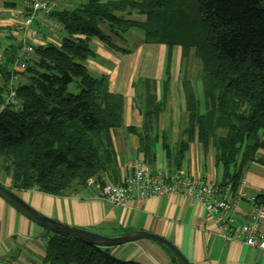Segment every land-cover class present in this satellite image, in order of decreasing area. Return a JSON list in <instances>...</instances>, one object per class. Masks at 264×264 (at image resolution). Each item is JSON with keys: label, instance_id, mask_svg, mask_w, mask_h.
Here are the masks:
<instances>
[{"label": "trees", "instance_id": "obj_1", "mask_svg": "<svg viewBox=\"0 0 264 264\" xmlns=\"http://www.w3.org/2000/svg\"><path fill=\"white\" fill-rule=\"evenodd\" d=\"M3 6L15 9L18 2L5 0ZM135 14L142 20L129 19ZM45 17L66 36L58 45L36 46L23 72L14 71L21 38L0 35V183L11 191L68 197L121 183L112 136L119 129L138 136L140 152L151 158L159 137L152 127L167 107L175 46L184 58L194 51L201 62L204 101L184 79L185 140L172 162H180L194 140L204 151L213 147L223 173L219 187L233 190L248 166H264L258 153L264 150V0H85ZM132 31L141 32L145 44L169 50L160 101L150 82L144 83L143 130L125 127L124 98L112 92L110 76L94 77L86 67L95 58L92 40L127 55L132 49L124 45L130 44ZM14 74L20 77L18 109L6 103ZM163 140L169 156L173 152L165 135ZM256 199L264 204V193ZM44 234L40 264H141L117 257L114 248Z\"/></svg>", "mask_w": 264, "mask_h": 264}, {"label": "crops", "instance_id": "obj_2", "mask_svg": "<svg viewBox=\"0 0 264 264\" xmlns=\"http://www.w3.org/2000/svg\"><path fill=\"white\" fill-rule=\"evenodd\" d=\"M22 3L23 8L0 7V28H10L18 18L26 14L27 5L24 1ZM69 7L70 5L61 4L59 9ZM45 19L47 18L37 17L32 30L42 34L44 40L41 42L58 45L54 36L43 28ZM48 25L46 22V26ZM134 38L140 44L138 52L146 47L142 52L143 58H151L155 52L160 54L157 55L158 60L161 56L164 57V45L151 46L145 44L143 39L135 36ZM90 46L95 52V58L86 62L87 69L97 77L110 76L112 92L124 98L125 127L143 130L145 119L141 112L142 101L134 102L135 79L133 74L128 76L130 70L125 71L122 67L123 61L124 63L132 61L138 70L136 53L131 55L114 53L95 39L90 42ZM124 46L130 48V44ZM177 50L179 48L176 47L174 51ZM160 72L162 73V64L158 67L156 59L154 69L150 65H144L143 71L136 75L141 74L143 78L158 82V101L161 100V81L158 77ZM171 73L169 104L160 114L159 121L152 127L153 132L159 135L153 141L152 157L146 158L140 152L138 136L128 134L124 129L116 130L112 135L120 168V181L131 174L132 165L145 162L150 165L153 173L168 175L182 172L188 176L202 177L220 186L223 173L221 167L217 165L216 151L213 147L204 151L200 143L194 140L180 162H172L179 151L180 141L185 140L183 133L186 129V114L183 107L180 62L176 63V66L172 65ZM190 82L195 89L194 81ZM163 135L173 152L169 156L164 149ZM258 153L264 159V150ZM241 183L236 190H233L231 185L221 190L229 199H238L240 212L246 215L251 208L250 198L264 193V166L252 163L244 170ZM93 189V192L84 191L68 197L47 195L36 190L15 193L42 215L101 236L118 237L144 231L165 238L190 264H264L263 251L245 246L242 243V236L235 240L226 239L215 218L208 214L195 198L172 194L146 200L133 199L125 206H120L102 200L99 185ZM44 236L42 228L0 198V264L41 263L45 250ZM113 253L119 258L141 264H175L167 250L148 240L116 247Z\"/></svg>", "mask_w": 264, "mask_h": 264}, {"label": "built area", "instance_id": "obj_3", "mask_svg": "<svg viewBox=\"0 0 264 264\" xmlns=\"http://www.w3.org/2000/svg\"><path fill=\"white\" fill-rule=\"evenodd\" d=\"M27 5L28 16H21L4 32V36L11 34L21 37L23 46L14 71L23 72L27 67L36 46L45 45L42 34L32 30V25L39 14L49 16L61 4H81L85 0H23ZM47 30L57 32L59 25L49 24ZM19 74H14L9 82L6 103L19 108L16 101ZM131 174L121 183H106L101 188L100 198L115 205L125 206L133 199L146 200L168 195L187 196L197 199L208 214L213 216L224 231V237L235 240L242 236V243L252 249L264 252V204L251 197V208L246 215L240 212L238 199H229L224 196L219 185L202 177L188 176L182 172H173L168 175L153 173L150 165L145 162L131 166ZM94 179L89 181L93 185ZM242 184V183H241ZM231 187V186H230Z\"/></svg>", "mask_w": 264, "mask_h": 264}, {"label": "rangeland", "instance_id": "obj_4", "mask_svg": "<svg viewBox=\"0 0 264 264\" xmlns=\"http://www.w3.org/2000/svg\"><path fill=\"white\" fill-rule=\"evenodd\" d=\"M5 0H0V7H3V3ZM16 2H18V7L23 8L22 6V1H18L16 0ZM25 4V3H24ZM74 4L70 5L69 8H73ZM39 16H42L44 18H46L43 14H39ZM129 19H137V20H142L141 17L137 16L136 14L129 17ZM46 22L49 23V21L47 19H45V24L43 25V28L45 30H47V26H46ZM54 38L56 39L55 42H57L59 44L61 38L66 36V33L63 30H60L59 32L53 34ZM143 38V35L141 32L139 31H132L130 32V34L128 35V38L130 40V46H131V53L127 54V55H131L132 53L137 55L136 57V61L139 62L138 64V70L134 67V63L132 61H128L127 63H124V61L122 62L123 64V69L126 71L127 69L131 71V73L128 76H131L133 74V78L135 79V83H134V89L136 91V97L134 99V102L138 103L140 101L145 102L146 99V92L147 89L144 86L146 81L150 82L151 85V89L154 91L152 93H154L158 99V92H157V88H158V82L156 80H152V79H147V78H143V75L140 74V76H136L138 73L143 71L144 65H150L151 68L154 69V65L157 59V64L158 67L159 65L162 64V73L160 72L158 74L159 80L161 81V97H162V85H163V79L165 80V70H166V63H167V55L169 53L168 48L165 46V51H164V57L161 56L158 60V55L157 52H154L151 55V58H143L144 54L142 52H144V50L146 49V47H144L145 49H142V51H137L138 47L140 46V44L137 42V39L134 38ZM5 43V42H4ZM149 45V44H148ZM151 46H154L153 44H150ZM179 48V50L174 51L175 48ZM143 54V55H142ZM146 54V53H145ZM158 55V56H157ZM148 57V55H147ZM140 59V60H139ZM199 61V60H198ZM181 64V89H182V96H183V107H186V101H185V96H184V88L182 86L184 79H187L189 81H194L196 87V94L198 96V98L202 99L204 101V96H203V84H202V65L201 62H197V59L194 57V51L191 52V55L189 57V55L187 56V58L183 56V49L180 46H175L171 49V55H170V66L172 69V65L176 66V63ZM141 69V71H140ZM172 75V73H171ZM94 77H97L95 75H93ZM171 82V81H170ZM138 87H142V89L139 91ZM71 91L74 93H77V91L75 90L74 87H71ZM168 101L170 100V97L168 95ZM160 101V99H159ZM167 101V104H169V102ZM258 164V163H257ZM40 264V263H38Z\"/></svg>", "mask_w": 264, "mask_h": 264}, {"label": "water", "instance_id": "obj_5", "mask_svg": "<svg viewBox=\"0 0 264 264\" xmlns=\"http://www.w3.org/2000/svg\"><path fill=\"white\" fill-rule=\"evenodd\" d=\"M0 198L13 206L28 220L45 231L52 232L61 236L74 237L84 240L92 245L116 248L126 244L141 240L155 242L167 249L176 259L178 264H190V262L180 253V251L168 240L149 232H133L118 237H105L87 230L62 224L56 220L50 219L26 203L18 194L11 191L7 186L0 183Z\"/></svg>", "mask_w": 264, "mask_h": 264}]
</instances>
